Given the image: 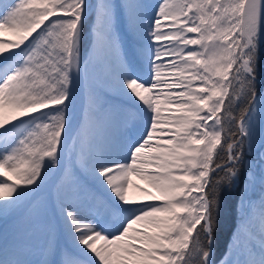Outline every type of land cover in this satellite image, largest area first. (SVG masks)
Segmentation results:
<instances>
[{"label": "snow or ice", "instance_id": "obj_1", "mask_svg": "<svg viewBox=\"0 0 264 264\" xmlns=\"http://www.w3.org/2000/svg\"><path fill=\"white\" fill-rule=\"evenodd\" d=\"M0 177V264H217L233 196L264 264V0H0Z\"/></svg>", "mask_w": 264, "mask_h": 264}, {"label": "rangeland", "instance_id": "obj_2", "mask_svg": "<svg viewBox=\"0 0 264 264\" xmlns=\"http://www.w3.org/2000/svg\"><path fill=\"white\" fill-rule=\"evenodd\" d=\"M146 2L149 5H156L160 2V0H146ZM112 96H109V100L112 103H116V100L114 98H111ZM82 100V101H81ZM84 103V98L80 95V93H77V99H76V103H75V113H76V108L80 103ZM78 104V105H77ZM78 120V119H77ZM254 164H258V160L257 157L254 155L253 159H252ZM258 171V168L256 169ZM56 175H53L50 180L49 183L47 185H45V187L42 189L41 193L38 194V196L36 197V201H43L46 202L48 204V215L52 214V200L49 198L50 197V192H49V186L48 185H52L54 182L58 181V177L56 178ZM3 177H0V179ZM53 178V180H52ZM259 189L257 188L256 192L251 193V198L252 199H256L257 194H258ZM50 202V203H49ZM22 212V214H21ZM34 215H40L41 218H46L44 216V214L42 213L41 209H35ZM18 218H15L14 216H17ZM27 216H28V207L25 206L23 208H21L19 211L14 212L13 214H11L10 216H8L6 219L5 218H0V235L2 234L4 237V241L7 240L9 243H12L15 237L18 236H22L24 229L27 227ZM239 222V221H238ZM237 222V224H238ZM237 224L233 230L236 231L237 229ZM232 232V233H233ZM6 236V237H5ZM1 237V236H0ZM230 239L232 240V234L230 236ZM231 240H229L231 242ZM229 242V243H230ZM0 245H3L0 243ZM228 250V248L226 249ZM224 255L222 256V258L220 260L217 261V264H219V262L224 259Z\"/></svg>", "mask_w": 264, "mask_h": 264}, {"label": "trees", "instance_id": "obj_3", "mask_svg": "<svg viewBox=\"0 0 264 264\" xmlns=\"http://www.w3.org/2000/svg\"><path fill=\"white\" fill-rule=\"evenodd\" d=\"M241 179L243 180V176L241 177ZM238 198L239 196H233L232 201H231V208H230V211L228 212L227 222H222L221 224V230H220V235H219V240H218V245H217V254H216L215 260H217L220 257L222 251L224 250L229 234L233 226L236 223V218H237L236 207H237Z\"/></svg>", "mask_w": 264, "mask_h": 264}, {"label": "bare ground", "instance_id": "obj_4", "mask_svg": "<svg viewBox=\"0 0 264 264\" xmlns=\"http://www.w3.org/2000/svg\"><path fill=\"white\" fill-rule=\"evenodd\" d=\"M3 39H5V40H9V39H11V37L10 36H7V35H5L4 37H3ZM81 95V94H80ZM82 96V95H81ZM111 98H114L115 100H116V103L115 104H123L124 103V101H122V100H120L119 98H116V97H111ZM82 101V100H81ZM83 104L84 103H80L78 106H77V108H76V113H75V116H76V119H80L81 117H82V115H83V111H82V106H83ZM139 130H142V126H140L139 128H138V131ZM57 176V175H56ZM58 177V176H57ZM56 177V178H57ZM1 179H3V178H1ZM52 180H53V178H52ZM58 181H56V182H54L51 186L50 185H48L49 186V192H50V199L52 200V204L54 205V202H55V198H56V190H55V184L57 183ZM50 203V202H49ZM52 211H53V209H52ZM21 214H22V212H21ZM49 214V213H48ZM15 218H18V215L17 216H14ZM1 237H0V243L2 244V242L4 243V237H3V235L1 234L0 235ZM6 237V236H5Z\"/></svg>", "mask_w": 264, "mask_h": 264}]
</instances>
